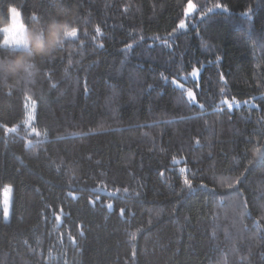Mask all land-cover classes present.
<instances>
[{
  "label": "trees",
  "instance_id": "obj_1",
  "mask_svg": "<svg viewBox=\"0 0 264 264\" xmlns=\"http://www.w3.org/2000/svg\"><path fill=\"white\" fill-rule=\"evenodd\" d=\"M11 7L78 32L0 90V264H264V0H0V55Z\"/></svg>",
  "mask_w": 264,
  "mask_h": 264
},
{
  "label": "clouds",
  "instance_id": "obj_2",
  "mask_svg": "<svg viewBox=\"0 0 264 264\" xmlns=\"http://www.w3.org/2000/svg\"><path fill=\"white\" fill-rule=\"evenodd\" d=\"M5 15L6 14H0ZM76 15L69 8H61L46 19H36L23 25V34L15 42H3L8 51L0 55V90L10 91L20 85L35 82L39 62L77 38ZM252 155H256L254 149Z\"/></svg>",
  "mask_w": 264,
  "mask_h": 264
},
{
  "label": "rangeland",
  "instance_id": "obj_3",
  "mask_svg": "<svg viewBox=\"0 0 264 264\" xmlns=\"http://www.w3.org/2000/svg\"><path fill=\"white\" fill-rule=\"evenodd\" d=\"M12 9H15V8L11 7L9 9L10 17H9L8 25H6L5 27H2L1 29L3 33V41L1 43V46L3 45V42L17 41L18 39L22 37V34H23V24L21 22V16L18 14V11L16 9H15L16 10L15 12ZM190 77L193 79L194 78L198 79V76L193 77L191 73H190ZM11 199H12V188L9 185H5L2 191V212H3L4 221L9 220L11 216V211H10L11 204H12ZM6 210H7V216L5 215Z\"/></svg>",
  "mask_w": 264,
  "mask_h": 264
},
{
  "label": "snow or ice",
  "instance_id": "obj_4",
  "mask_svg": "<svg viewBox=\"0 0 264 264\" xmlns=\"http://www.w3.org/2000/svg\"><path fill=\"white\" fill-rule=\"evenodd\" d=\"M191 9H192V5L190 4V5L188 6L187 11H190ZM12 10H13L14 12L16 11L15 9H12ZM178 27H179V28H184V27H185V22H184L183 20H181L180 23H179V25H178ZM99 31H100L99 28H97V33H99ZM173 31H175V29H174ZM101 47H102V45H101ZM131 47H132V45H126L125 50L127 51V49H128V48H131ZM198 71H199L198 69L193 68V70H192V72H191V75H192L193 77H197V76H198ZM161 75L163 76V74H161ZM172 83H173V84H177V81H176V80H173ZM177 86H178V87H183L182 85H178V84H177ZM187 95L189 96V98H191V99L194 100V96H193V93H192L191 90H189V91L187 92ZM229 107H231V105H229ZM31 108H32V111L29 112V114H28V121H31V120L34 119V112H35V108H36V102H35L34 100H33L32 103H31ZM5 131H6V132H15L16 129H15L14 127L11 128V129H9V128L6 127V128H5ZM33 131H35V129H33ZM27 145H31V141L27 142ZM254 151H255L256 155L253 156V160H255V159L257 158V156L260 155V150H259V149H254ZM252 162H253V161L250 160V161H249V164H251ZM180 171H181V173H183V172L185 171V169L181 168ZM243 175H244V174L241 173V176H243ZM239 179H240V177H236V179L233 180L232 183L228 184L227 186H228V187H232L233 184H235L236 181L239 180ZM184 184H185L190 190L192 189V181H191V180H189V179H185V180H184ZM202 187H203V185H202ZM125 191H127V189H125ZM109 207H111V205H109ZM5 215L7 216V210L5 211ZM135 239H136V233L133 232V233H131L130 240H135Z\"/></svg>",
  "mask_w": 264,
  "mask_h": 264
}]
</instances>
